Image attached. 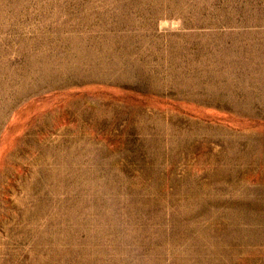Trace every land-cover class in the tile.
<instances>
[{
	"label": "rangeland",
	"instance_id": "obj_1",
	"mask_svg": "<svg viewBox=\"0 0 264 264\" xmlns=\"http://www.w3.org/2000/svg\"><path fill=\"white\" fill-rule=\"evenodd\" d=\"M0 264H264V0H0Z\"/></svg>",
	"mask_w": 264,
	"mask_h": 264
}]
</instances>
